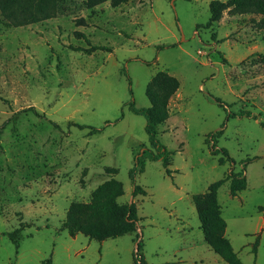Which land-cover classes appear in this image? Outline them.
<instances>
[{"label": "rangeland", "instance_id": "obj_1", "mask_svg": "<svg viewBox=\"0 0 264 264\" xmlns=\"http://www.w3.org/2000/svg\"><path fill=\"white\" fill-rule=\"evenodd\" d=\"M210 1L60 0L56 16L18 26L0 15V264H134L136 240L141 264H227L205 242L191 196L243 167L246 188L231 196L224 182L217 200L237 256L264 264L260 16L224 11L204 28ZM92 45L104 48L78 50ZM159 70L182 93L157 132L170 173L150 158L158 149L145 118L129 109L149 106L146 84ZM212 144L232 162L220 164ZM109 178L122 183L118 203L136 204L138 238L69 235L70 202L89 201ZM134 185L145 194L133 197ZM17 228L16 251L8 232Z\"/></svg>", "mask_w": 264, "mask_h": 264}, {"label": "trees", "instance_id": "obj_2", "mask_svg": "<svg viewBox=\"0 0 264 264\" xmlns=\"http://www.w3.org/2000/svg\"><path fill=\"white\" fill-rule=\"evenodd\" d=\"M106 0H82L86 8H93ZM127 0H109L111 6L115 7ZM61 10L60 0H0V15L3 22L8 25H24L43 21L57 15ZM224 11L229 14L253 13L259 15L256 21L257 26L262 31L264 40V0H211L209 2V18L204 28H211L218 23ZM215 38V32L211 33ZM102 49L103 46L92 45L88 49ZM259 62L264 71V53L259 54ZM179 87L178 79L165 70H159L152 75L146 84L145 95L149 100V106L136 107L133 101L129 102V109L140 114L145 118L144 130L148 136L151 145L156 147L157 153L150 152V158L161 160L167 173L169 163L168 152L159 144L157 140L158 126L162 124L169 116V101ZM33 109V107H30ZM79 128L85 125L76 124ZM94 130H97L93 128ZM221 131V130H220ZM211 139L213 134L210 135ZM215 144L211 145L213 154L221 153L218 162L223 164L225 161H231L226 149H214ZM143 169L142 162L138 157L135 159L134 167L130 171L131 179L134 180L137 170ZM240 171L227 170L222 178L211 182L204 192L195 193L191 196L194 204L203 238L208 246L227 264H245L233 250L228 238L225 236L226 222L221 215V208L217 200V190L221 184L228 182V190L231 196H235L239 191L246 188V177ZM107 172L114 173L116 168H107ZM123 194L122 183L109 178L101 183L91 195L87 202L72 201L67 207L65 218L62 222V228L66 229L68 234L74 236L82 233L85 236L102 241L107 238H114L127 233H135V240L138 238L137 209L134 201L120 204L117 198ZM145 194V190L134 185L132 196ZM19 228L8 232L9 238L14 243L17 251L19 246ZM137 248L134 252V264H141L140 241L136 240ZM255 240L252 251L256 253ZM49 262V259L46 260Z\"/></svg>", "mask_w": 264, "mask_h": 264}, {"label": "crops", "instance_id": "obj_3", "mask_svg": "<svg viewBox=\"0 0 264 264\" xmlns=\"http://www.w3.org/2000/svg\"><path fill=\"white\" fill-rule=\"evenodd\" d=\"M220 22V21H219ZM262 41L264 42V40L262 39ZM177 95V98H182V93L180 91V89L178 88L177 91L175 92V94L171 97V99ZM170 99V100H171Z\"/></svg>", "mask_w": 264, "mask_h": 264}, {"label": "water", "instance_id": "obj_4", "mask_svg": "<svg viewBox=\"0 0 264 264\" xmlns=\"http://www.w3.org/2000/svg\"><path fill=\"white\" fill-rule=\"evenodd\" d=\"M130 202V201H129ZM136 248H137V243L135 242V250H136Z\"/></svg>", "mask_w": 264, "mask_h": 264}]
</instances>
